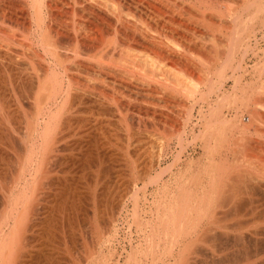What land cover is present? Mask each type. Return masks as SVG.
<instances>
[{
	"label": "bare ground",
	"instance_id": "6f19581e",
	"mask_svg": "<svg viewBox=\"0 0 264 264\" xmlns=\"http://www.w3.org/2000/svg\"><path fill=\"white\" fill-rule=\"evenodd\" d=\"M4 74L23 110L6 133L15 163L8 156L27 181L64 164L76 172L113 116L128 153L157 169L133 187L135 220L140 190L162 193L138 264H184L190 239L210 234L254 241L238 247L246 260L264 256V0H0L1 87ZM198 144L207 160H188ZM12 200L0 244L5 224L9 243L23 225Z\"/></svg>",
	"mask_w": 264,
	"mask_h": 264
},
{
	"label": "rangeland",
	"instance_id": "374dc122",
	"mask_svg": "<svg viewBox=\"0 0 264 264\" xmlns=\"http://www.w3.org/2000/svg\"><path fill=\"white\" fill-rule=\"evenodd\" d=\"M5 75L7 77H5ZM4 77L8 79L6 80ZM2 78H4L2 80H5L3 82L7 83H3L4 85H2L4 87L9 86L11 80L9 79L8 75L4 74ZM2 87L1 89L4 90V87ZM9 89L12 90L11 85L8 89H5V98H0V102L4 100L3 102H1L2 106L0 105V107H2V109L0 108L1 114L3 115V112H6V115L4 114L2 116L0 114L2 116L0 117V121L2 122H0L2 124H0V143L2 142L0 144V212L3 213V211L10 208V205L14 204L10 203L13 202L12 199L14 198V201H21L19 203L16 202L18 205L17 208L19 207V217L23 214L26 218L22 215V222L24 226L21 225V230L18 231V235L16 236L14 242L10 241L9 243L8 239L12 230L10 225L5 224L7 225L5 226V228L3 226V228L5 229H3V243L6 242V244H0V263L13 264L15 262L14 264H138L139 258L142 259L143 257L142 251L151 247L150 243L146 244V242L148 241L147 238L152 232L151 229L161 223L159 221L158 215L160 213L159 209L161 206L159 204V201L162 193L161 191H158L156 186L154 185H149L147 192L143 189L140 190L141 203L139 211L141 214L139 213L140 216L138 219L136 218V221L134 219L135 217L133 212V192L135 193L134 184L135 186L137 184L138 187L142 188V183L148 180L145 170L151 169L148 171H151V173H155L154 170L157 169L151 168L153 166H150L151 163L148 162L149 159H147V164H145L146 158L144 160L143 157L141 160L140 154L139 160L138 156L135 155L132 157L133 153H128V150L131 147L127 146L128 142L125 141L126 138L124 139V137H116L114 135V133L117 132L118 129H121V126L118 125V122H116L117 118H114L115 116H113L112 118L109 117L111 119H109L110 122L107 121L109 124L106 122L107 125L104 124L102 130L97 129L98 138L96 137L95 140H97H94L97 144H94V141L91 142V146L92 144L93 146L91 148L92 154L88 158L89 160H87V158L83 160L81 163L82 166L80 165V167L76 169V172L74 171L75 173H71L67 165L64 164L58 167L59 169L56 173L53 172L55 174L51 173L52 176H50L51 174L49 175V177L48 174L44 175V177L41 178L43 179V182L42 180H40L42 183L35 182L33 178H30L27 181V179H25L21 173L16 172L14 158L10 154L11 144L8 142V136H10L9 132L13 131L12 129L14 127V121H16L15 123H17L19 122L17 120H21V118H23V115H20L23 114V110H21V113L19 108H17L16 105H13L15 103L13 102L15 100V93L13 94V92ZM8 97H11V99L13 98L12 101ZM9 105H11V109L8 108ZM15 109L17 112H15ZM7 112L8 114L10 113V115H8ZM7 116L10 120H7ZM12 116L14 117L13 121ZM4 117H6L7 119H4L3 122ZM113 119L115 120L114 122ZM6 121L10 123L7 124ZM114 123L115 126H113ZM10 124L12 125V127H10ZM112 128L115 130V132ZM6 133L8 134V136H6ZM120 138L123 139L121 140ZM200 147L202 146L198 144L195 150L190 151V158H188V160L191 159L194 161L195 159L196 162H198V159L204 161L207 160L204 155L205 153L203 147ZM130 154L131 156H129ZM8 155L11 157V159H13L12 161L14 163L10 161L11 159ZM172 159L173 158L171 156L164 158L162 166H167L169 163H171ZM148 165L150 167H148ZM139 166H141L140 169ZM81 168H83L82 171ZM83 170L86 171L83 172ZM142 173L144 174V176ZM18 174L20 175L18 176ZM71 174L75 175L73 176ZM168 177L166 176V178ZM142 179L143 181H141ZM242 185L243 186L237 184V186L235 187L236 189H243L245 184ZM36 190L38 191V193L35 192ZM144 192L146 196L144 195ZM27 194L28 196H26ZM144 197H146L147 199H145ZM22 210H25L24 213ZM35 214H37L38 216ZM3 216L6 218L5 215L0 214V219L2 218L1 220H4V222H6V219ZM35 218L38 220L36 221ZM228 219L223 223H233V220ZM34 221L37 223H34ZM25 224L28 225L30 230L25 227ZM34 224L36 225L34 226ZM208 227L210 229L211 227L214 228V226ZM208 227L207 229H209ZM25 228L28 231L22 230ZM31 228H33V230H31ZM207 229L202 230L207 231ZM193 238H189L191 240H189L190 243L189 241L187 242L188 239H181V241L184 240L183 242L185 244L189 243L186 244V250L191 251L190 254L188 251L185 252V259L181 257L184 264H222V261L223 264H226V262H230L231 258H241L242 264H264V256H254L253 260V256H251L250 253L251 258H249V260H246L244 258L245 256L243 257L242 255L241 248L238 249L239 246L242 247V244L246 243V246L250 248L252 246L251 249L253 250L254 243L252 245L249 244L254 241L251 242L250 240L251 243L247 242L248 240H245V242L241 241V243L239 241V244L238 241H235L237 240V238H234L235 240L233 238L230 239V237L229 239L228 237L217 239L216 237L212 236V234L207 236V238L206 236H200L199 238L195 237V239ZM23 239H27V241L24 242ZM258 244L264 246V243L262 244V241H258ZM21 245L22 247H20ZM12 246L15 248V250ZM227 247H229V250L227 249L228 253L226 251H224V253L226 252L227 254L225 253V255L229 254L230 257H225V255L223 254L224 256L222 255V258H220L219 256L221 253L219 250H225L224 248ZM259 247H257L258 251L263 250V247L260 248V250ZM1 248H3V250ZM18 249H20V251ZM213 250H216L215 252L218 253L219 256H217L222 260H220L221 262L219 261V259L217 260L218 262H214L216 261L214 259H217V257H212L213 253H215L213 252ZM240 250L241 252H238ZM2 251L4 254L2 253ZM18 252L20 253L17 254ZM223 258L226 262L223 260ZM226 258H229V260H227ZM150 259L148 261H144L143 263L150 264ZM232 259L230 264L234 263ZM241 262L239 261L240 264ZM235 263L239 264L238 262ZM176 264H179V262Z\"/></svg>",
	"mask_w": 264,
	"mask_h": 264
}]
</instances>
